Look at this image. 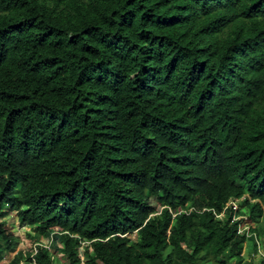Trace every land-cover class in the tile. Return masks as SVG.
<instances>
[{
    "label": "trees",
    "instance_id": "1",
    "mask_svg": "<svg viewBox=\"0 0 264 264\" xmlns=\"http://www.w3.org/2000/svg\"><path fill=\"white\" fill-rule=\"evenodd\" d=\"M242 197L264 238V0H0V255L8 205L35 264H263Z\"/></svg>",
    "mask_w": 264,
    "mask_h": 264
},
{
    "label": "clouds",
    "instance_id": "2",
    "mask_svg": "<svg viewBox=\"0 0 264 264\" xmlns=\"http://www.w3.org/2000/svg\"><path fill=\"white\" fill-rule=\"evenodd\" d=\"M244 199H245V197H242L241 199H234V198H231V199L226 203V205L224 206V208H223L219 213H217V212H216L215 210H213V209H207V208L202 209V212H204V211L211 212V213L214 215V217H215L216 220H221V219L226 215V213H225L226 210L229 209V208H231V209L234 211V213H233V215H232V217H231V222H230V224H232V225L236 224V227H237V234H238L239 236L244 237V238L247 240V242H251V244L253 243V242H252V240H253V241L255 242V245H256V251H253V244H252L251 249H250L249 252H248L247 259H248L250 256L252 257L253 260H254L255 257H257V261H258V260H261V261L263 262V264H264V258H263V257L260 255V253H259L260 251H264V238H263V237H258V235H257L256 233H254V231H253V229L257 226V222L255 223V222H254L255 220H253V223H252V225H250V226H249L248 223L246 222V225H247V227L250 229V233L252 234V236H251L250 238H247L246 235H240V234L238 233V222H233V223H232V220H233V218H235V217H243V218H245V221H246V218H248V219L251 220V218H250L249 216H247V215L244 216V215H239V214H238V211H239V209H240L239 205H241V203H242V201H243ZM192 210H193V209L190 208L187 212L190 213ZM3 212L5 213V217H3V218L1 219V222H4L6 228H7L10 232L13 233L14 237H13V239H12V242L15 241V244H16L15 247H14L13 249H11V250L8 251V252H4V253H2V254L0 255V260H1L2 255L5 256L6 253H11V257H9L8 260H5V261H6L5 264L10 263V262L13 260V258H14L19 252H24V253L27 252V253H30V255H31V262H29V263H26V262H20L19 264H35L34 257L36 256L39 247H41V248H45V249L49 250L50 247H51V244H52V238H53L54 236H56V235H60V236H61V235H64V233H60V232L58 231V229H56V228H54V227H52V226L46 227L47 230H43V231H41V230L38 229L37 231H35L32 227H30V226H28V225H26V224H20V223L18 222L17 212L14 211V210L9 209L8 205L5 206V208L3 209ZM182 212L186 213L185 211H182ZM182 212H181V213H182ZM179 214H180V213H179ZM10 215L13 216V217H15L16 220H17V223H18L19 227H20L22 230H25V232H24L23 234H25L26 238H29V239L31 238V242H30V243H31V246H33V249L30 248L29 250H17L18 245L20 244V239L17 238V234H16V232H14V231H12L11 229L8 228V226H7L8 224L6 223V221H8L7 218H8ZM48 230H50L51 232H50V233H47ZM35 236H43V237H41L39 241H35L34 238H33V237H35ZM45 236H47V237H45ZM43 240H46V241L43 242ZM246 244H247V243H246ZM56 254H57V253H56ZM56 254H55V255H56ZM55 255H53V256H55ZM81 264H84V260H82Z\"/></svg>",
    "mask_w": 264,
    "mask_h": 264
},
{
    "label": "rangeland",
    "instance_id": "3",
    "mask_svg": "<svg viewBox=\"0 0 264 264\" xmlns=\"http://www.w3.org/2000/svg\"><path fill=\"white\" fill-rule=\"evenodd\" d=\"M156 206V205H155ZM8 221H6V223L8 224V228L11 229L12 231L16 232L17 234V238L20 239V244L18 245V248L17 250H29L30 248L33 249V246H31V238H26L25 234H23L25 232V230H22L18 223H17V220L15 217L13 216H9L7 218ZM246 222L248 223V225H252L253 223V220H250L248 218H246ZM257 222V221H256ZM259 222V221H258ZM257 222V223H258ZM46 240H43V242H45ZM251 242H247V244H244V249H243V252H242V256L243 258L246 260L247 259V256H248V252L249 250L251 249ZM55 255V254H54ZM169 256L170 255V249H168L165 253V256ZM9 257H11V253H6L5 256L2 255L1 257V260H0V264H5L6 261L5 260H8ZM55 258L57 259V261L60 263V264H64V258L60 255V253H57L55 255ZM83 260H87L86 258ZM254 261H257V257L254 258ZM229 262L233 263V259L230 260ZM207 264H214L212 262L210 263H207ZM254 264V263H253Z\"/></svg>",
    "mask_w": 264,
    "mask_h": 264
},
{
    "label": "built area",
    "instance_id": "4",
    "mask_svg": "<svg viewBox=\"0 0 264 264\" xmlns=\"http://www.w3.org/2000/svg\"><path fill=\"white\" fill-rule=\"evenodd\" d=\"M233 222H238V233L240 235H246L247 238H250L252 236V234L250 233V229L246 225L245 218L235 217L232 220V223ZM259 253L264 258V251H260Z\"/></svg>",
    "mask_w": 264,
    "mask_h": 264
}]
</instances>
